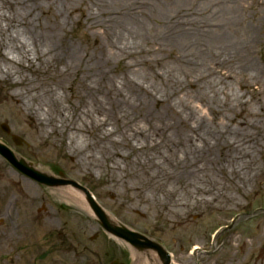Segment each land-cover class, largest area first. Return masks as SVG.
<instances>
[{"label":"rangeland","instance_id":"obj_1","mask_svg":"<svg viewBox=\"0 0 264 264\" xmlns=\"http://www.w3.org/2000/svg\"><path fill=\"white\" fill-rule=\"evenodd\" d=\"M38 1L46 10L56 0ZM175 1L94 0L92 4L84 5L87 21L82 19L79 25L72 24V21L65 23L66 42L81 49L82 54L85 49L91 52L94 43L97 47L107 37L112 19L116 18L124 27V42L118 60L111 64V71L112 77L120 80L124 66L131 70L128 75L134 72L133 75L141 77L150 73L144 66L147 59L156 60L155 69L160 73L173 69L177 57L197 61L195 56L188 55L190 45L178 37L179 40L175 41L168 38L174 28L180 29L177 16L182 18L184 15L183 18L189 21V26L180 29L183 33L196 29V34L208 36L209 32H213L211 35L215 39L206 42L208 50H204L203 45L199 47L197 55L203 59L197 61L196 68L188 70L190 80L195 84L194 93L187 88L173 94V99L176 104L183 98V104L197 106L196 120L201 121L199 127L196 126L199 136H224L235 141L237 148L234 150L241 147L247 152L253 139L263 143V148L253 152L252 171L257 177L245 189L234 191L228 186L231 193L227 199H233L227 207L202 211L191 204V210L180 209L178 217L167 215L157 205H150L148 200L156 192L150 186H143V191L139 192L141 196H135L138 191L130 182L127 183L129 188L126 185L125 189L115 187L109 190L107 170L100 172L92 168L86 172L78 168L75 164L77 158L72 149L67 148L66 140L52 137L35 143L29 134L31 128L25 131L17 120L6 116H0V143L37 172L85 188L95 203L117 224L163 247L170 256V264H264L263 230L259 245L247 250L256 232H260L259 223L264 219V0H184L178 6ZM171 6L173 8L166 12ZM35 10V18L39 16V21L44 23L40 10ZM229 10L236 13L235 19H221L223 11ZM77 17L78 14L74 20ZM139 22H143L149 32L147 39L142 34L131 35L133 25ZM168 28L169 31H166ZM218 28L222 35L229 37L222 42L233 46L230 52L214 53ZM82 56L84 59V54ZM161 89L166 93L172 91L171 88L166 90V87ZM13 91L8 82L0 83V98ZM193 94H197V105L186 99ZM191 106L188 109L193 111ZM150 107L155 109L152 102ZM135 122L138 123V120L132 124ZM3 124L11 130L9 135L2 130ZM13 136L21 139V145L13 142ZM51 139L56 143L48 146ZM215 153L219 155L218 151ZM0 174V215L7 216L8 211L10 216L5 224L13 232L21 234V240L13 247L8 245V250L0 255V264H111L118 258L120 261L129 259V264L141 263L130 257V249L134 246L118 240L122 243L119 246V242L112 239L88 212L61 200L60 195L63 194L60 189L73 187L77 190L75 186L49 188L41 185L22 175L1 156ZM216 186L220 190L222 183ZM43 215L50 216L55 224L50 232L44 233L40 229L39 221ZM176 219L180 221L176 222ZM73 221L76 224L73 225ZM3 227L4 221L0 223V233ZM223 228L228 229L223 231ZM80 232L84 235H78ZM218 232L220 234L214 241L213 237ZM234 238H239V242ZM196 246L200 250L194 257L191 253ZM63 253L66 258L59 260ZM151 254H154L150 255L154 264H162L157 253Z\"/></svg>","mask_w":264,"mask_h":264},{"label":"bare ground","instance_id":"obj_2","mask_svg":"<svg viewBox=\"0 0 264 264\" xmlns=\"http://www.w3.org/2000/svg\"><path fill=\"white\" fill-rule=\"evenodd\" d=\"M93 1L56 0L51 3L52 9L45 10L38 0H0V83L8 82L10 88L14 89L0 98V116L17 120L25 131L31 128L29 134L35 143L52 137L66 140L67 148L72 149L77 158L75 164L78 168L86 172L92 168L100 172L107 170L110 176L107 181L109 190L115 187L125 189L126 185L129 188L127 183L130 182L138 191L135 196H141L139 192L143 191V186H150L156 191L154 197L148 200L150 205H157L167 215L178 217L179 210L190 211L191 204L202 211L227 207L233 199H227L231 193L229 187L234 191L245 189L257 177L252 171L253 152L263 148V143L253 139L247 152L241 147L234 150L237 148L235 141L224 136H199L196 126L199 127L201 121L196 120L197 106L183 104V98L176 104L173 99V94L187 88L194 93L195 84L191 82L188 70L196 68L197 61L203 59L197 55L199 47L203 45L204 50H208L206 42L215 39L211 35L213 32L200 36L196 34V29L189 28L191 31L183 33L180 29L189 26V21L183 18L184 15L182 18L177 16L180 29L174 28L168 38L175 41L178 37L190 45L188 55L195 56L197 61L177 57L173 69L160 73L155 69L156 60L147 59L144 66L150 73L141 77L133 75L134 72L128 75L131 70L124 66L122 77L118 80L112 77L111 64L118 60L124 42V27L116 18L112 19L109 34L106 32L107 37L99 46L96 47L97 43H94L91 52L84 50V59L81 49L66 42L65 23L72 21V24L79 25L82 19L87 21L84 5ZM183 3L184 0L174 2L176 6ZM34 7L40 10V15L45 18L44 23L39 21V16L35 18ZM172 8L169 7L166 12ZM76 14L78 17L74 20ZM235 15L230 10L223 11L221 19L231 21ZM219 30L215 32L219 36L214 41V53L230 52L233 46L222 42L229 37ZM132 34H142L145 39L149 36L143 22L133 25ZM162 87H166V90L171 88L172 91L166 93ZM186 99L197 105V94ZM151 102L155 109L150 107ZM190 106L193 111L189 110ZM136 120L138 123L133 125ZM55 143L56 140L51 139L48 146ZM217 151L219 155H216ZM220 183L222 186L218 190L216 184ZM73 189H60L59 192L63 194L60 195L61 200L67 201L69 206L78 205L80 210L88 212L101 223L94 210L90 209L88 195L82 190ZM104 215L113 227L126 228ZM7 216L0 215V223L4 221L0 233V255L8 250V245L13 247L21 240V234L13 232L5 224L10 216L8 211ZM175 221L179 222L180 219ZM39 223L44 233L50 232L55 225L47 215H43ZM259 230L247 250L255 249L264 236V219L259 223ZM105 232L112 239L124 241ZM78 235L84 234L80 232ZM218 236L213 237L214 241ZM234 239L239 242V238ZM140 243L130 249V257L140 264H154L150 260V255L154 256L151 254L155 252L154 249L143 248ZM117 244L122 246L121 242ZM199 250L196 246L191 255L196 257ZM61 255L63 257H58L59 260L66 258V254ZM67 259L70 258L67 256ZM118 264L125 263L118 261Z\"/></svg>","mask_w":264,"mask_h":264},{"label":"water","instance_id":"obj_3","mask_svg":"<svg viewBox=\"0 0 264 264\" xmlns=\"http://www.w3.org/2000/svg\"><path fill=\"white\" fill-rule=\"evenodd\" d=\"M3 129L6 132H9L8 129L4 126ZM15 142L17 144H20V140H18L17 138H14ZM0 155L2 157H4L14 168H16L19 172L23 173L24 175H26L27 177L37 181V182H41L44 183L48 186H65V185H73L76 188L84 191L89 199H90V204H91V208L94 210V212L97 214V217L100 220V224L102 225V227L108 231V233L119 237L121 239H123L124 241L130 243L133 246H137L139 245L138 242L140 239L144 240L145 238L142 237L139 234L133 233L130 230L126 229V228H116L113 227L109 221L107 220V218L105 217L104 213L102 212V210L96 205V203L93 201V199L91 198L89 192L80 187L77 184L71 183V182H65V181H59V180H55L53 178L47 177L45 175H39L35 170H33L32 168H29L26 166V164L24 163L23 160H18L15 155L5 146L0 144ZM145 243H140L143 248H150V249H154V250H158L161 254H163V251L160 249V247H158V245L150 242L149 240L145 239ZM165 264H169V259L167 257V255L165 256Z\"/></svg>","mask_w":264,"mask_h":264},{"label":"flooded vegetation","instance_id":"obj_4","mask_svg":"<svg viewBox=\"0 0 264 264\" xmlns=\"http://www.w3.org/2000/svg\"><path fill=\"white\" fill-rule=\"evenodd\" d=\"M123 260H125V258H124ZM125 261H126V260H125Z\"/></svg>","mask_w":264,"mask_h":264}]
</instances>
